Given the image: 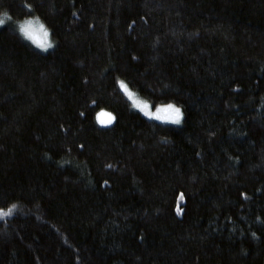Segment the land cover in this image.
<instances>
[{
  "label": "trees",
  "instance_id": "16d2710c",
  "mask_svg": "<svg viewBox=\"0 0 264 264\" xmlns=\"http://www.w3.org/2000/svg\"><path fill=\"white\" fill-rule=\"evenodd\" d=\"M0 264H264V0H0ZM36 18L41 51L17 24ZM173 103V125L131 106ZM113 113L109 126L96 114Z\"/></svg>",
  "mask_w": 264,
  "mask_h": 264
},
{
  "label": "rangeland",
  "instance_id": "374dc122",
  "mask_svg": "<svg viewBox=\"0 0 264 264\" xmlns=\"http://www.w3.org/2000/svg\"><path fill=\"white\" fill-rule=\"evenodd\" d=\"M0 20L5 22L6 20H8V17L5 15H2L0 16ZM16 24H17L20 34H22L32 45H35L38 49H40L41 51H44V50H49L52 48L53 44L50 38V34L48 33L45 26L42 23H40L36 18L24 19V20L19 21ZM21 26L28 29L31 32V36L25 35L24 32L21 31ZM45 31H47L48 33L47 37H45L44 35ZM42 43H45L51 46L44 48V47H41ZM118 85L121 91L124 93V95H126V97L128 98L131 106L134 107L137 111H139L143 116H146L147 118L152 119L154 121L157 120L165 124L169 123V124L177 125L182 122V119H183L182 109L177 104L175 105L173 103H166V104H158L155 107H153L152 105L149 104V102L146 99H142L133 90H131L128 87V85L125 84L122 80L118 83ZM129 93H131V96H129ZM136 102H139L141 104H147L148 108L146 110L150 113V115H145L144 111H141V109L136 106ZM168 104H172L181 110V119L179 123L173 122L172 116L174 114L170 110H167L166 106ZM158 108L161 109V111L157 112ZM95 118H96L97 123L100 126H109L112 124L115 117L113 116V113H110L109 111L105 109H101V111H99L96 114Z\"/></svg>",
  "mask_w": 264,
  "mask_h": 264
},
{
  "label": "snow or ice",
  "instance_id": "6c2138e0",
  "mask_svg": "<svg viewBox=\"0 0 264 264\" xmlns=\"http://www.w3.org/2000/svg\"><path fill=\"white\" fill-rule=\"evenodd\" d=\"M0 23H3L2 20H0ZM21 31L24 32L25 35L27 36H31V32L24 28L23 26H21ZM44 35L45 37H47L48 33L47 31L44 32ZM51 45H48V44H45V43H42L41 44V47H44V48H47V47H50ZM129 96H131V93H129ZM136 106L138 108L141 109V111H144V114L145 115H150V113L146 110L148 108V105L147 104H141L139 102H136ZM167 110H170L174 115L172 116V119H173V122L175 123H179L180 122V119H181V110L178 108V107H175L174 105L172 104H168L166 106ZM161 111V109H157V112ZM159 118V117H157ZM16 208V205H12V207L10 209H8L7 212H4L3 209H0V216H6V215H11L12 214V209Z\"/></svg>",
  "mask_w": 264,
  "mask_h": 264
}]
</instances>
